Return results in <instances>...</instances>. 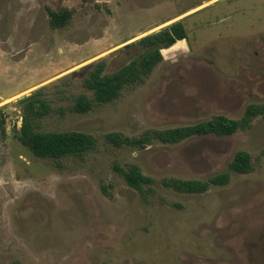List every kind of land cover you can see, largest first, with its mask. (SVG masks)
I'll return each instance as SVG.
<instances>
[{
	"label": "rangeland",
	"instance_id": "rangeland-1",
	"mask_svg": "<svg viewBox=\"0 0 264 264\" xmlns=\"http://www.w3.org/2000/svg\"><path fill=\"white\" fill-rule=\"evenodd\" d=\"M205 3L184 18L183 51L163 49L145 81L117 100L71 110L72 95H94L81 84L88 72L59 83L70 72L105 59L104 73H115L144 53L126 47L135 36ZM62 9L72 17L55 28L48 11ZM35 85L0 105V264H264V116L232 136L177 145L106 140L240 120L264 104V0H0V101ZM42 86L53 101L39 129L91 134L95 151L42 159L18 141L17 101ZM239 151L251 155L249 174L229 170ZM132 165L155 181L147 201L120 174ZM229 171L228 185L204 194L163 186Z\"/></svg>",
	"mask_w": 264,
	"mask_h": 264
},
{
	"label": "trees",
	"instance_id": "trees-1",
	"mask_svg": "<svg viewBox=\"0 0 264 264\" xmlns=\"http://www.w3.org/2000/svg\"><path fill=\"white\" fill-rule=\"evenodd\" d=\"M48 12L51 25L55 28L65 27L72 17V11L67 9L49 10ZM184 39H187L186 28L183 22H176L126 45V47L139 45L145 51L140 57L113 74L104 73L105 59L94 62L88 75L81 81V84L91 90L94 96L89 98L85 94L72 95L71 110L85 114L92 111L95 106L117 100L126 87L145 81L146 77L164 59L161 53L163 49L166 54L175 50L183 51L187 46L186 43L184 41L176 42ZM72 77V75H68L59 83L66 85ZM59 83L56 86L60 85ZM46 89L47 86L39 87L31 95L17 101L23 113L22 125L16 133L18 141L27 147L34 156L42 159L61 160L67 157H82L90 151H95L98 140L91 134L79 131L42 132L39 129L40 121L49 114L50 104L53 101V99L47 98ZM260 116H264V104H251L240 120H233L221 115L194 125L147 131L139 137H124L121 133H111L106 136V140L116 147L129 146L133 149H142L153 142L177 145L194 137L232 136L239 131L249 129L254 119ZM0 129L5 134L6 122L1 108ZM229 170L238 175L251 173L253 171L251 155L246 151H239L230 163ZM119 171L127 184L140 192L143 200L147 201L155 192V181L144 175L137 165H132L128 170L120 169ZM230 171L214 175L206 181L166 179L163 181V186L184 194H204L213 186L228 185L231 181Z\"/></svg>",
	"mask_w": 264,
	"mask_h": 264
},
{
	"label": "crops",
	"instance_id": "crops-1",
	"mask_svg": "<svg viewBox=\"0 0 264 264\" xmlns=\"http://www.w3.org/2000/svg\"><path fill=\"white\" fill-rule=\"evenodd\" d=\"M209 3H210V2H209ZM209 3H205V4H203L202 6H200V7H198V8L191 9V10H189V11H187V12H185V13H182V14H180V15H178V16L172 18V19H169V20H167V21H165V22H163V23H161V24H159V25H156V26L152 27L151 29H149V30H147V31H145V32H143V33H140L139 35L135 36V37L133 38V40H134V39H139V38H141V37H143V36H145V35H149V34L152 33V32H158L160 29H163V28H165V27H168V26H170V25L173 24V23H176V22H183V23H184V20H185L184 18H185L187 15H189V14L195 12L196 10H198V9H200V8H202V7H204V6H206V5L209 4ZM180 41H181V42L184 41V42L186 43V45H188V40H187V39L179 40V41H177L176 43H178V42H180ZM176 43H175V44H176ZM173 46H174V45H173ZM38 86H39V85H35V86H33V87H31V88H29V89H27V90H24V91H22V92H20V93H18V94H16V95H14V96H11V97H9V98L3 99V100H1L2 102L0 101V105H1L2 103H4L5 100L10 99V98H14V97H16V96H18V95H21V94H23V93H26V92H28V91H31V90L35 89L36 87H38Z\"/></svg>",
	"mask_w": 264,
	"mask_h": 264
},
{
	"label": "water",
	"instance_id": "water-1",
	"mask_svg": "<svg viewBox=\"0 0 264 264\" xmlns=\"http://www.w3.org/2000/svg\"><path fill=\"white\" fill-rule=\"evenodd\" d=\"M93 63L94 62H92L90 64H84L82 66H79V68L73 70L68 75L81 76L82 77L91 69ZM19 99H22V98H19Z\"/></svg>",
	"mask_w": 264,
	"mask_h": 264
}]
</instances>
